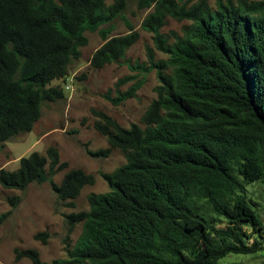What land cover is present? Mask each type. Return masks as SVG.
Instances as JSON below:
<instances>
[{
  "label": "trees",
  "instance_id": "16d2710c",
  "mask_svg": "<svg viewBox=\"0 0 264 264\" xmlns=\"http://www.w3.org/2000/svg\"><path fill=\"white\" fill-rule=\"evenodd\" d=\"M152 11L142 29L153 34L158 60L130 66L104 98L115 107L136 97L141 75L156 70L159 86L142 125L120 126L92 110L95 129L109 148L88 151L107 158L119 150L126 164L102 174L110 191L89 196L90 209L66 217L69 234H82L67 259L45 263L37 250H16L32 264H220L230 255L264 250V222L247 187L264 180V0H138ZM128 0H0V153L16 136L30 133L43 107L64 97L54 81L66 79L99 30L104 44L90 65L102 69L125 59L140 35L124 16ZM122 19L129 33L109 37ZM188 23L171 38L168 20ZM106 27V28H102ZM134 82L126 91L121 88ZM68 168L59 152L24 157L15 171L0 170V185L25 192L49 183L58 202L75 208L96 178ZM21 197L10 202L16 206ZM210 203L228 224L217 226L198 207ZM8 214L0 216L2 223ZM46 234L36 236L44 239ZM45 241V240H44Z\"/></svg>",
  "mask_w": 264,
  "mask_h": 264
},
{
  "label": "rangeland",
  "instance_id": "374dc122",
  "mask_svg": "<svg viewBox=\"0 0 264 264\" xmlns=\"http://www.w3.org/2000/svg\"><path fill=\"white\" fill-rule=\"evenodd\" d=\"M196 1L199 0H193ZM206 1L210 6L216 7L218 0ZM137 4L138 0H128V7L124 12L134 31L140 35L138 42L128 50L125 59L102 69L92 68L91 58L104 41L99 30L86 32L87 45L81 48V58L73 63L69 76L51 84L61 88L64 97L46 104L33 131L16 136L5 144L0 153V170L15 171L22 158L29 157L34 152L46 156L50 148H55L59 152L61 163L68 164V168L54 176L56 184L60 185L65 174L71 170H82L96 178L93 186H86L82 190L75 208L60 204L49 183L32 184L25 192L8 190L0 185V216L8 214L0 223V264H32L26 258L20 261L15 259L16 250L28 249L37 250L45 263L67 259L69 251L80 238L83 227L78 224L69 234L66 217L88 211L90 195L110 191L102 174H110L126 164L127 161L119 150L113 149L107 158L91 157L88 151L97 152L110 147L107 138L95 129L97 118L92 110L107 114L120 126L129 129L132 124L143 126L142 118L156 99V88L160 84L156 70L141 75L140 79L144 82L135 98L116 107L104 98L110 91L115 96V85L119 80L137 74L131 71L130 66L146 63L148 48L155 50L158 60L168 59L155 49L153 34L142 29V23L152 9L140 10ZM187 24L169 19L162 32L172 41V33L180 34ZM113 26L114 31L109 37L125 36L130 32L120 18L113 22ZM133 83L126 84L121 90L126 91ZM67 86L69 89H66ZM247 189L250 204L264 222V180L249 185ZM16 196L22 200L13 206L10 200ZM197 202L200 211L215 225L228 224L227 220L215 213L210 203L203 200ZM39 234L47 236L37 240L36 236ZM220 264H264V250L253 255H230L221 260Z\"/></svg>",
  "mask_w": 264,
  "mask_h": 264
},
{
  "label": "built area",
  "instance_id": "2783aa9c",
  "mask_svg": "<svg viewBox=\"0 0 264 264\" xmlns=\"http://www.w3.org/2000/svg\"><path fill=\"white\" fill-rule=\"evenodd\" d=\"M65 85H67V83ZM66 89H69V86H67Z\"/></svg>",
  "mask_w": 264,
  "mask_h": 264
}]
</instances>
